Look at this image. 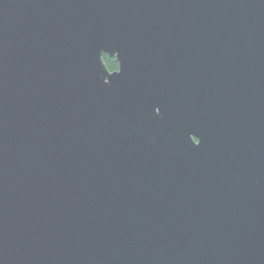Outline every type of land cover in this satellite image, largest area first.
<instances>
[{"label":"water","instance_id":"95a60500","mask_svg":"<svg viewBox=\"0 0 264 264\" xmlns=\"http://www.w3.org/2000/svg\"><path fill=\"white\" fill-rule=\"evenodd\" d=\"M0 264H264V0H0Z\"/></svg>","mask_w":264,"mask_h":264},{"label":"trees","instance_id":"16d2710c","mask_svg":"<svg viewBox=\"0 0 264 264\" xmlns=\"http://www.w3.org/2000/svg\"><path fill=\"white\" fill-rule=\"evenodd\" d=\"M103 59L108 70L113 71L118 68V63L113 57H108L107 55L103 54Z\"/></svg>","mask_w":264,"mask_h":264}]
</instances>
